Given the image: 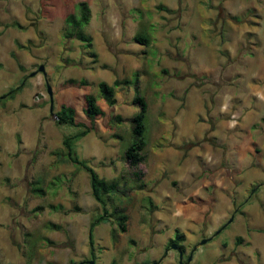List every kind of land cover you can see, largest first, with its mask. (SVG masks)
<instances>
[{
    "label": "rangeland",
    "instance_id": "374dc122",
    "mask_svg": "<svg viewBox=\"0 0 264 264\" xmlns=\"http://www.w3.org/2000/svg\"><path fill=\"white\" fill-rule=\"evenodd\" d=\"M80 3L90 47L65 36ZM134 77L147 145L131 170L133 87L109 106L98 84ZM21 83L0 100V264H179L177 234L183 264H264V0H0V96ZM88 95L104 115L75 151L125 188L107 209L127 216L125 232L98 225L93 247L102 210L60 161L77 129L55 118L69 106L86 121Z\"/></svg>",
    "mask_w": 264,
    "mask_h": 264
},
{
    "label": "trees",
    "instance_id": "16d2710c",
    "mask_svg": "<svg viewBox=\"0 0 264 264\" xmlns=\"http://www.w3.org/2000/svg\"><path fill=\"white\" fill-rule=\"evenodd\" d=\"M79 10L80 13L78 17L69 15L66 18L68 31L65 36L67 38H74L84 43L85 46L90 47L91 38L84 33V27L90 20L89 9L85 3H80ZM6 26L20 28V25L17 22L10 23ZM136 41L146 43V39L141 36L136 37ZM22 84L23 83L10 88L5 94L0 96V100H13L16 95H18L22 91ZM122 85L133 87V104L138 108V111L130 120V140L124 152V157L128 163L129 168L131 170H136L138 166L146 159L145 148L147 145L146 132L148 112V105L141 94L138 78L134 77V79L131 81L115 80L111 85H108L105 82H100L98 84V90L101 98L109 106H113L116 102L115 88H118ZM84 113L86 116V121H78L75 116V111L72 107L62 106L61 109L55 114V118L58 125L70 126L77 129L76 133L63 139L62 144L65 149V154L64 158H62L60 161L76 165L88 175L91 195L93 199L99 204L102 210V214L94 218L89 224L88 241L90 247H93L94 229L100 224L109 222L111 218L115 219L117 228L120 232L126 231L127 216L123 213V211L115 209L112 212H109L107 209V199L112 196H124L126 190L125 188L121 187V185L117 181L107 182L106 180L100 178L94 171V169L89 166L88 162L85 159H82L76 153V142L81 140L90 132L94 131L97 118L104 115L102 109L98 107L96 99L91 95L85 97ZM116 120L120 121V118L116 117ZM138 175L139 173H136V171L133 172L134 177H138ZM253 190H255V188ZM183 240L184 236L177 234L175 238L170 241V244H175L181 250H183V247L180 244ZM241 240L242 239L239 238L237 242L240 243Z\"/></svg>",
    "mask_w": 264,
    "mask_h": 264
},
{
    "label": "water",
    "instance_id": "95a60500",
    "mask_svg": "<svg viewBox=\"0 0 264 264\" xmlns=\"http://www.w3.org/2000/svg\"><path fill=\"white\" fill-rule=\"evenodd\" d=\"M38 71L41 72V73H44V69H43V67L40 66L39 69H38ZM48 94L51 95V92H50V88H49V87H48ZM229 222H231V220H230ZM205 243H206V240H203L200 244L202 245V244H205ZM171 249H172V250H176V251L178 252L179 259L181 260V258H182V256H183V253H182L181 249H180L177 245H175V244H172V245H171ZM191 260H192V254H190V255L188 256V258H187V263H186V264H188ZM180 262H181V261H180ZM89 264H94V262H89ZM151 264H158V262H153V263H151Z\"/></svg>",
    "mask_w": 264,
    "mask_h": 264
},
{
    "label": "flooded vegetation",
    "instance_id": "af4514ba",
    "mask_svg": "<svg viewBox=\"0 0 264 264\" xmlns=\"http://www.w3.org/2000/svg\"><path fill=\"white\" fill-rule=\"evenodd\" d=\"M181 251H182L183 256H184V255H185V254H184V251H183V250H181ZM189 255H190V254H189ZM189 255H188V256H189ZM183 256H182V258H183ZM182 258H181V260L179 259V264H183ZM187 258H188V257H187ZM180 261H181V262H180ZM186 262H187V259H186Z\"/></svg>",
    "mask_w": 264,
    "mask_h": 264
}]
</instances>
